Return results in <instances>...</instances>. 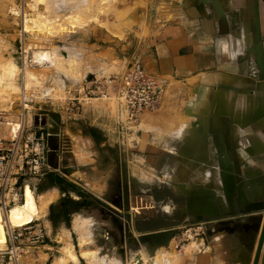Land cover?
Returning <instances> with one entry per match:
<instances>
[{
	"label": "crops",
	"instance_id": "1",
	"mask_svg": "<svg viewBox=\"0 0 264 264\" xmlns=\"http://www.w3.org/2000/svg\"><path fill=\"white\" fill-rule=\"evenodd\" d=\"M166 2L172 7L173 19L138 44L132 60L139 59L146 72L163 86L161 113L146 119H142L146 113L141 116L139 124L142 120L145 123L136 148L141 161L159 163L155 171L165 179L147 192V200L160 203L171 222L157 229L139 230L138 234L174 227L181 231L199 222L201 215L209 219L221 214L219 219L203 220L210 224L206 233L187 243L174 259L170 260L173 255L165 257L161 253L162 259L169 260L166 264H254L264 211L247 210L251 203H264V80L259 65V58L264 62V0H219L220 11L212 1ZM77 115L72 119L64 114L58 124L52 121L57 127V133L52 131L55 136L49 139L54 150L48 156L52 169L39 187L37 200V207L44 206V216L47 214L48 239L39 254L48 256L47 264H53L55 250L73 246L80 264H91L83 256L90 249L98 251L100 260L134 264L140 254L150 255L148 248L141 246L135 253L130 245L121 248L116 237L104 233L86 211L88 206L102 202L129 218L131 225L140 227L133 212V154L126 155L128 175L126 169L118 181L120 188L107 193L110 179L97 182L80 168L88 163H81L77 155L91 151L88 149L93 146L120 144L116 135L120 126L111 113L92 106H85ZM175 140L180 141L181 148H175ZM75 145L82 149L81 153ZM181 157L195 162L204 158L206 167L200 176L218 177L220 188L191 183L188 195L179 193L174 172ZM144 171V177L152 174ZM168 175L174 179L167 180ZM157 189L167 191V196L158 200ZM213 192L218 194L216 202L210 198ZM198 198H204V213L193 207ZM185 203L187 214L182 208ZM227 213L230 215L225 216ZM258 215L263 216L259 233L216 230L222 221H228L230 226L243 225ZM90 223L92 237L87 236ZM258 264H264V245Z\"/></svg>",
	"mask_w": 264,
	"mask_h": 264
},
{
	"label": "rangeland",
	"instance_id": "2",
	"mask_svg": "<svg viewBox=\"0 0 264 264\" xmlns=\"http://www.w3.org/2000/svg\"><path fill=\"white\" fill-rule=\"evenodd\" d=\"M71 1V3L77 4L78 9L76 12H68L61 20L60 27L58 26L60 24L59 22L52 24V26L49 23L47 29L41 30L37 24H35L36 22L39 23V21H41L40 12H47L49 13H45L47 16H53L52 10L49 11V8L47 9V3L49 1L0 0V70L3 71L2 68L7 69L6 66H8L9 69L7 70L11 72L9 62L13 61L16 63L18 71L16 77V89H18V92L16 91L15 96L12 94L10 95L5 87L2 91H0V137H12L16 132V129L19 127L17 123L18 114L20 113L19 100L21 94L23 93H27L26 95H28L32 92H41L44 90L48 92L47 97H50L52 102L46 105L43 104V109H47L46 113L48 114L44 124H46V126L48 125L47 127L56 133L57 127L53 122L56 124L60 123V117L65 114L59 106L70 97L78 96L80 99H83L85 106H92L111 113V115L116 118L117 123L120 126L116 135L117 137H120L122 142L112 147L93 146L92 149H88L91 151L87 153L83 152L82 155H77V157H79V161L81 163H88L86 166H81L80 168L84 169L85 172L97 179V182H99L100 179L104 181V178L108 182L110 179V190L107 193L113 194L112 192H115L118 188H120L118 181L121 176L125 175L126 169L128 175V162H125V159H128V156L126 157V155L130 153L133 154L131 164L133 173V212L134 216L141 222V225L140 227L132 225V230L134 234L139 237L142 234L141 232L138 234L139 230L157 229L171 222L170 216H167L164 211H162L160 203L150 202L147 200V192L161 185L160 180L165 179V177H162V174L157 176L158 174L155 170H157L156 166L159 163H156V161L144 162L141 161V158L139 157V148H136V141H139L141 133L140 130L142 129V124L145 123V121L142 120L140 124L138 121V123L135 124L131 130H128L123 127V123L120 120L119 102L117 98L114 97V99L110 100L106 98L92 99L88 101L84 97L82 90L83 86L90 81V78H97L98 76V78L101 79L102 77H108L112 74L127 72L134 62L132 59L136 54L138 44L153 37L161 30V28L164 27L166 23L173 19V13L171 10L172 7H170V5L168 6L166 0H89L88 3L82 0ZM24 13L26 14V17L24 16ZM54 19L55 18H52L51 21L54 22ZM25 20H28L27 23ZM62 25L64 27H62ZM62 28L65 29V32ZM58 29H61L63 32H60L61 34L58 33L61 31ZM64 45L68 49L67 51ZM60 47L65 48L61 49L64 52L63 53L61 51L63 54L56 51V48ZM72 48L79 51L81 55H67L69 50ZM37 50L47 51L49 56L52 55V59H46L47 61L44 60L41 63L31 61L32 53ZM11 68L13 69V67ZM7 70L4 71H6V74L8 75L9 71ZM29 72H33L32 76H29ZM85 72L87 74H85ZM77 78L81 80V83L77 80ZM76 80L78 83H76ZM3 83L5 82L3 81L1 85ZM71 83H74L75 87L73 86L74 84L72 85ZM27 84L29 85V88L25 92H22L24 86ZM63 86L65 88L67 87L66 89L69 91H65ZM78 89L81 92H79L80 95L77 93ZM64 91L66 92L65 94H63ZM40 95L41 94H39L38 98ZM65 96L70 97L66 98ZM38 107H40V104L37 108ZM159 108L160 106L153 113L147 112L142 119L154 116V114L160 112ZM77 116V114L71 115L72 119ZM192 117L194 118L193 115ZM191 127L194 128V125H191ZM183 131L184 130H182L181 133H183ZM198 133L199 131L197 130V134ZM185 134L183 133V135ZM197 134L194 133L195 136H197ZM125 137L126 141L123 142ZM69 138L70 132L67 130V139ZM175 144L176 149L181 148L179 140H175ZM75 147L80 153L82 152L80 147L77 145H75ZM183 158L181 159V163H187V161L190 162L187 158ZM191 162L193 163V161ZM144 170H148L152 174L149 175L148 178L146 176L144 177L145 174H142V171ZM151 170L155 171V174ZM170 176L171 175L167 176V180L174 179ZM175 179L183 182L185 181L181 178L175 177ZM186 181L185 183H189V181ZM158 192L159 193H156L158 200L168 194L167 191L158 190ZM38 193H41L40 190ZM26 196V210L30 214H33L32 210H34V212L37 213L36 216L41 218L46 226L45 216L47 214L44 216L45 209H39L37 207L38 195L32 198L26 189ZM175 200H177V202H182V198H177ZM186 203L182 206L183 211ZM0 212L2 211L0 210ZM11 216L12 215L5 218L2 213L3 219H9L10 222L16 219V223L14 222L16 226L20 225L25 219L24 215L21 214L19 216L22 219H20L19 216L16 218ZM77 217L75 219L74 226L76 224ZM204 220L212 219L209 218ZM199 222H196L195 224ZM207 225L210 226V224ZM189 227H191V225L182 228L179 238L176 241L172 240L170 246L164 247L165 250L173 254V258L171 257L170 260L174 259L176 257L175 255L183 249L176 247V244L183 237L182 233H185L186 229ZM75 229L77 230L76 226ZM87 231L89 233L87 236L92 237L91 223L87 226ZM66 234L69 235V232ZM202 235L204 234L201 233L200 236L195 238H200ZM194 239H189L185 242V245ZM65 240L66 238L62 239V241ZM85 242L89 243V241ZM90 242V244H93V241ZM141 246H145L149 250L148 244H143ZM141 246L132 245V252L135 253L136 250L141 249ZM61 249L62 248H59V250L57 249L58 251H54L55 260H53V264H56L58 256L61 253ZM159 249L154 256L150 254L147 257L144 254H140L138 258L144 261L142 264H148L150 261H152L153 264H158L159 261L157 262V260L160 259L159 257H162ZM84 253H86L87 256H85L86 254L84 255ZM42 254L43 253H41V255L36 259L37 264H47L48 256ZM45 256L47 257L46 259ZM83 256L91 264H120L119 262L109 260L108 258L100 260L98 258V251H94L93 249L83 252ZM140 260L134 264H139ZM65 261L66 262L63 264H78L76 261H73V259L70 260L69 258ZM167 261L169 262V260H166L165 262L163 261V264Z\"/></svg>",
	"mask_w": 264,
	"mask_h": 264
},
{
	"label": "built area",
	"instance_id": "3",
	"mask_svg": "<svg viewBox=\"0 0 264 264\" xmlns=\"http://www.w3.org/2000/svg\"><path fill=\"white\" fill-rule=\"evenodd\" d=\"M45 91L43 94L46 95L48 92ZM36 93L39 91L21 94L17 118L19 127L12 137H0V210L4 214L24 200L27 185L39 191L52 169L48 156L54 150L49 139L55 134L44 124L48 114L47 109H43V104H49L52 100L47 96L38 100ZM83 95L87 100L117 98L123 127L131 130L144 113L158 109L163 86L146 72L139 59H135L125 73L87 82L83 86ZM84 106V102L75 96L59 107L69 116L80 114ZM56 136L60 137V133ZM207 224L208 221H201L191 225L182 233L183 237L176 247L183 248L189 239L205 234ZM47 239L48 230L41 218H35L23 226H7V241L0 247V264H37L36 258Z\"/></svg>",
	"mask_w": 264,
	"mask_h": 264
},
{
	"label": "bare ground",
	"instance_id": "4",
	"mask_svg": "<svg viewBox=\"0 0 264 264\" xmlns=\"http://www.w3.org/2000/svg\"><path fill=\"white\" fill-rule=\"evenodd\" d=\"M30 1V0H29ZM47 1H49L46 5H47V9L49 10V11H51L52 10V13H53V16H50V15H46V14H49V13H47V12H40V14H41V17H40V20L41 21H39V23L38 22H36L35 24H37V26L41 29V30H45V29H47V27H48V24L50 23V25L52 26V24H55V23H57V22H59L60 24L58 25L59 27H60V25H61V20L63 19V17L64 16H66V14L68 13V12H71V13H74V12H76L77 11V9H78V7H77V4L76 3H71L72 1L71 0H46V2ZM82 1H85V2H89V0H82ZM90 1H92V0H90ZM45 5V6H46ZM48 11V12H49ZM59 13H60V15H59ZM62 14V15H61ZM26 14L24 13V16H25ZM26 17V16H25ZM49 17V18H48ZM60 17V18H59ZM52 18H55L54 19V22H52L51 21V19ZM26 21V20H25ZM28 21V20H27ZM27 21H26V23H27ZM57 26V27H58ZM58 27V28H59ZM62 27H64L63 25H62ZM58 30H61V29H58ZM62 30L65 32V29L64 28H62ZM59 31L58 33H62L63 31ZM60 33V34H61ZM65 46V45H64ZM65 48H66V46H65ZM65 48H56V51H58V52H61L62 50L61 49H65ZM68 49L66 48V51H67ZM65 51V50H64ZM63 52V51H62ZM61 52V53H62ZM70 52V53H69ZM69 52L67 53V55L68 54H70L69 56H71V55H81L80 54V52L79 51H76L74 48H72L71 50H69ZM64 53V52H63ZM62 53V54H63ZM66 53V52H65ZM62 54H61V57H62ZM65 56V55H64ZM67 57V56H66ZM32 60L31 61H33V62H35V63H41V62H43L44 60H46V59H52V55L51 56H49V53L47 52V51H35V52H33L32 53ZM67 58H69V57H67ZM47 61V60H46ZM10 63V70H11V72L9 71V70H7V69H9V67L8 66H6L7 67V69H3L2 68V70L4 71V70H7V71H9L8 72V75L6 74L7 72L6 71H1L0 70V91H2L3 90V88L5 87L6 88V90H8V92L10 93V95L12 94V95H14L15 96V94H16V91L18 90V89H16V87H17V84H16V77H17V66H16V63H14L13 61H10L9 62ZM9 65V64H8ZM11 67H13V69L11 68ZM4 68H5V66H4ZM1 69V68H0ZM73 72V71H72ZM30 73V72H29ZM33 73V72H32ZM32 73H30L29 74V76H32ZM75 74H76V72H75ZM85 74H87L86 72H85ZM28 75V74H27ZM86 76V75H85ZM87 77V76H86ZM27 78H31V77H27ZM97 78H98V76H97ZM73 79V78H72ZM75 80V79H74ZM77 80L80 82L81 80L79 79V78H77ZM77 80H76V83H78L77 82ZM5 82V83H3L2 85H1V83L2 82ZM72 82V81H71ZM75 82V81H74ZM81 83V82H80ZM72 84V83H71ZM74 84V83H73ZM72 84V85H73ZM71 85V86H72ZM80 85V84H79ZM65 86H66V84H65ZM74 87H75V84L73 85ZM69 87V86H68ZM73 87V88H74ZM29 88V85L27 84V85H25L24 86V88H23V91L22 92H25L27 89ZM63 88H65L64 86H63ZM67 88V87H66ZM65 88V91H69V90H67ZM75 89V88H74ZM77 90V89H76ZM64 91V93L63 94H65L66 92ZM83 91V90H82ZM18 92V91H17ZM21 92V93H22ZM79 89H78V91H77V93L79 94ZM44 93V91H42V93L41 92H39V93H36V96H38L39 94H41L40 96H42V97H39L38 99H40V100H42V98L43 97H45V96H48V94H43ZM45 93H46V91H45ZM67 93H69V92H67ZM71 93V92H70ZM81 93V92H80ZM68 95V94H67ZM80 95V94H79ZM83 96V95H82ZM66 98L68 97V96H65ZM70 97V96H69ZM68 97V98H69ZM70 98H72V97H70ZM86 98V97H85ZM94 99H98V98H94ZM112 99H114V98H112ZM81 101H83V99H80ZM90 99H88V101H89ZM110 100V99H109ZM84 102V101H83ZM85 107V106H84ZM147 113V112H146ZM51 123V122H50ZM54 129V128H53ZM197 130H198V128H197ZM199 131V130H198ZM183 134V133H182ZM197 145V147L199 148V149H201L202 150V152H204L203 151V146H200L199 145V142H197L196 143ZM182 159V158H181ZM184 159V158H183ZM183 161V160H182ZM190 163V164H189ZM191 166V167H190ZM205 167H206V163L204 162V158L203 159H201V160H198L197 162H194L193 161V163L190 161V162H188L187 161V163H185V162H183V163H181V162H179V164L176 166V168H175V172H174V174H175V177L176 178H181V179H183V180H187V181H191L190 183H185V181L183 182V181H180V180H178V183L176 184V189L178 190V192L179 193H186L187 195L189 194V185H192L191 183H196L197 185L198 184H207V185H209V186H211V187H214L215 189H217L218 187L220 188V186H221V179H218V177H213V178H209V176H200L202 173H203V171H204V169H205ZM200 176V177H199ZM189 179V180H188ZM177 181V180H176ZM186 181V182H187ZM194 186V185H193ZM203 189H204V187H203ZM27 191H28V193L31 195L30 197H32V198H34V197H36L37 195H38V190H34L30 185H28V187H27ZM216 191V190H215ZM40 198V197H39ZM210 198H211V200H213V201H218V194L217 193H211V195H210ZM203 200H204V198H198L197 200H196V202L193 204V207L195 208V209H197V210H200V209H202V213H204L205 211H204V202H203ZM26 205H27V196H26V187H25V195H24V200L21 202H18V203H16L14 206H12L11 207V209H10V212L8 213V214H4L3 213V211L2 212H0V247H2V245H4L5 243H6V241H7V226L8 227H16V225H15V223H16V219H14V218H16L17 216H19L20 214L21 215H24V221L20 224V225H17V226H23V225H26V224H28V223H30L31 221H33L35 218H38L36 215H37V213H35L34 212V210H32V212H33V214H30L26 209H27V207H26ZM43 207V209H44V206H42ZM2 213L4 214V217L6 218H8L10 215H12L11 217H14L13 219H14V221H9V219H3V217H2ZM20 217V216H19ZM200 217V216H199ZM20 219H22L21 217H20ZM15 222V223H14ZM174 240V239H173ZM172 241V240H171ZM170 244H171V242L169 243V246H170ZM161 247V248H160ZM160 247H158L157 249H156V251H155V253L154 254H151L152 256H154L155 254H156V252H157V250L159 249L160 250V254L162 253V254H164L165 255V257H171V255H173V254H171V252H168L167 250H165V248L164 247H166V246H160ZM86 253H84V255H85ZM175 254V253H174ZM41 254H39V256H40ZM157 255H159V254H157ZM156 255V256H157ZM38 256V257H39ZM85 256H87V254L85 255ZM37 257V258H38ZM159 257V256H158ZM36 258V259H37ZM47 257L45 256V259H46ZM67 258H69L70 260L71 259H73V261H76V263H78L79 264V258H78V255H77V253L75 252V250H74V247L73 246H67V247H65V248H62L61 249V253H60V255L58 256V259H57V257H56V259H57V261H56V264H63L64 262H66L65 260H67ZM157 258V257H156ZM156 258H155V260H156ZM160 259L159 260H157V262H158V264H163L164 262H165V260H163L162 259V257H159ZM162 262H161V261ZM145 261H147V260H145ZM164 261V262H163ZM42 262V261H41ZM57 262H59V263H57ZM142 262H144L143 260H142ZM156 262V261H155ZM168 262V261H167ZM42 264V263H41ZM146 264V263H145ZM157 264V263H156ZM166 264V263H165Z\"/></svg>",
	"mask_w": 264,
	"mask_h": 264
},
{
	"label": "water",
	"instance_id": "5",
	"mask_svg": "<svg viewBox=\"0 0 264 264\" xmlns=\"http://www.w3.org/2000/svg\"><path fill=\"white\" fill-rule=\"evenodd\" d=\"M205 1L206 2L212 1L214 5L217 7V9L220 11L219 0H205ZM255 1L256 3L259 2V0H255ZM259 65L262 72L261 77L264 80V62L262 57L259 58ZM92 79L94 78H90V80ZM233 201H234V195H233ZM86 211L90 217H92L95 221H97L99 227H101L104 233H107L109 236L114 235L116 237V240L118 241L120 247L123 249L128 247V245L141 246L143 244H148L150 253L154 254L158 247L163 245L168 247L171 240H173L179 234L180 231L178 228L174 227L158 232L143 233L139 237H137L132 230V225L129 222V218L124 217V215L108 207L106 204L102 202H98L97 204L88 206ZM247 211L262 212L264 211V203H251ZM227 215L229 216L230 214L227 213L225 216ZM222 216L220 214L210 217H212L213 219H219ZM205 218L206 217L201 215L200 217H198V220L199 221L204 220ZM262 221H263L262 215H258L257 217H251L250 222L244 223L243 225L234 224L233 226H230L228 221H222L217 225L216 230H220V231L226 230L232 233L241 230L245 231L246 233H251L252 231L255 233H259L262 226ZM212 232L214 231H208L209 234ZM263 245H264V223L261 231V236H260L254 264H258L259 262Z\"/></svg>",
	"mask_w": 264,
	"mask_h": 264
}]
</instances>
